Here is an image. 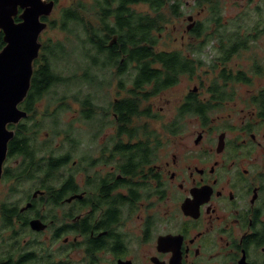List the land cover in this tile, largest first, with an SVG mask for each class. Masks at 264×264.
<instances>
[{
  "label": "flooded vegetation",
  "instance_id": "af4514ba",
  "mask_svg": "<svg viewBox=\"0 0 264 264\" xmlns=\"http://www.w3.org/2000/svg\"><path fill=\"white\" fill-rule=\"evenodd\" d=\"M253 2L264 15V0ZM187 19L178 47L158 50L154 42V51L188 65L164 88L150 77L141 89L147 93L135 95L133 79L146 73L108 64L97 72L100 91L94 81L88 85L85 112L67 130L54 120L44 137L39 102L49 90L24 105L28 92L20 104L27 115L8 124L14 137L0 175L8 187L0 200V264H264V114L257 102L264 57L249 56L252 71L231 66L236 56L254 53L264 25L239 33L222 30L225 23L206 29L193 14ZM211 44L215 69L203 71ZM132 73L128 87L122 78ZM184 80L194 85L174 102L166 99L176 112L157 124V96ZM125 100L138 102L127 125L118 112ZM225 108L237 114L210 118ZM186 118L198 124L191 134ZM16 136L24 148L12 154Z\"/></svg>",
  "mask_w": 264,
  "mask_h": 264
},
{
  "label": "trees",
  "instance_id": "16d2710c",
  "mask_svg": "<svg viewBox=\"0 0 264 264\" xmlns=\"http://www.w3.org/2000/svg\"><path fill=\"white\" fill-rule=\"evenodd\" d=\"M59 0H56V3ZM171 0H95L89 5L83 0H72L71 5L61 9L58 19L44 17L43 20L49 21L50 25L61 26L63 30H72L70 25L74 24L81 28L85 37L81 40L83 46L80 47L82 56L89 62V66L83 69V73L78 77L79 81H84L91 86V81L96 84L98 71L108 64L119 65V70H139L142 74L134 78L135 95H142L141 89L144 81L150 77L156 81L157 88H164L176 80V73L186 69L187 63L177 55H168L166 52H156L153 50L154 42L159 39L156 32H160L167 16L165 10L171 8L173 14H179V4L169 5ZM219 0H199L198 5L203 3L208 5L212 17L216 24L224 23L219 13ZM144 3L149 6V12H138L134 5ZM93 16V18H92ZM213 18V20H214ZM16 20H19L17 17ZM70 28V29H69ZM227 31L225 27L223 29ZM236 32H239L238 30ZM3 32L0 31V51L4 47ZM117 37L115 43L110 46V41ZM80 39V36L76 34ZM86 44L91 45L87 48ZM45 46V47H44ZM43 46L41 59L36 60L38 67L32 79V87L29 90L28 98L24 105L34 104L39 100L52 86L67 81L57 74L51 67V58L59 57L64 53V46L61 43L51 45L50 48ZM47 47V48H46ZM123 58L122 64L120 60ZM154 64H157L154 66ZM93 69V70H92ZM92 70V72H91ZM92 79V80H90ZM99 91L101 83L96 84ZM95 85V87H96ZM89 93V92H88ZM91 94H86L84 99L79 96H71V99L81 105L82 113L85 107L91 103ZM65 97L61 99L64 103ZM261 113L264 114V93H261L257 100ZM123 106L118 107L121 117L129 122L130 113L137 112L138 102L136 100H125ZM70 107L68 104H61L60 108ZM133 133V132H131ZM20 131L17 135H20ZM16 140V141H15ZM16 148L23 149L24 144L16 136L11 141V153H15Z\"/></svg>",
  "mask_w": 264,
  "mask_h": 264
},
{
  "label": "rangeland",
  "instance_id": "374dc122",
  "mask_svg": "<svg viewBox=\"0 0 264 264\" xmlns=\"http://www.w3.org/2000/svg\"><path fill=\"white\" fill-rule=\"evenodd\" d=\"M89 5L94 3L95 0H83ZM188 2V5L185 4ZM199 0H182L180 2V12L179 14H173L171 8H167L165 10L167 16V22L165 26L160 32H156L159 38L158 50L163 49H174L180 45V41L182 40L183 30L186 29L187 25L190 23L187 19L188 15L193 14L198 18L200 21L209 25V27H205L209 29L215 23V16L212 17V13L208 5L205 3L202 6L198 5ZM72 0H59L58 3L55 5L54 10L52 11L49 18L51 19H58L60 11L63 7L71 5ZM183 3V4H182ZM219 13H221V17L223 22L226 25L227 32H236L237 30L239 33H248L250 30L257 28L256 25H264L262 23V19L264 17L263 12L257 13L256 11V2L249 3V0H219ZM182 5V6H181ZM134 9L138 12H149V6L144 3H139L133 6ZM204 10L197 16L198 12ZM93 18V16H92ZM214 18V20H213ZM48 27L41 33L40 41L44 42L48 48L51 45H55L57 43H61L64 46V53H60L59 57H52L51 58V67L52 69L65 78L67 81L56 84L52 86L49 91L44 95V97L40 100V113L43 116V125L44 129L41 132L42 137L46 134V131H51L53 128V121L57 120L60 125V130H67L69 126V121L74 119L75 117L79 116V111H81L80 104L71 99V96H79L80 99H84L88 91H92L89 89L87 83L84 81H79L77 76H80L83 73V69L89 66V62L80 51V47L83 46L81 40L85 37V34L82 32L81 28L72 24L70 28L72 30H63L61 26H53L49 24ZM69 28V29H70ZM224 28H222L223 30ZM76 34L80 36V39L76 37ZM260 39H256L258 42L253 44L254 53L251 52H244L232 59L231 66L234 70L243 69V70H255V63L250 62L249 56L256 58L254 54L259 56L262 55L264 57V33L260 34ZM46 47V48H47ZM87 48H91V45L86 44ZM205 58H204V65L202 70L203 71H214L213 67V60L216 58V54L214 52V48L212 44L205 48ZM260 59V58H259ZM261 60V59H260ZM235 62V63H234ZM263 66L264 69V62H258ZM254 66V67H253ZM93 70V69H92ZM91 70V72H92ZM130 71H132L130 69ZM133 76L132 74L124 75L122 80L126 82L129 87L131 83L130 77ZM207 81L205 83V88L209 85L210 78L208 76ZM125 86L127 87V85ZM194 83H190L189 80L183 82L181 86H175L170 90L164 92L161 97L158 95L157 97L162 98L163 100L157 99L156 104V112L161 114L162 118L157 122V124L162 123L165 118L169 119L170 116L175 114L176 110L172 107L169 108L170 105L166 104V99H170L171 102L179 97V95L184 91L187 87H192ZM113 88L109 90L108 96L112 99L113 97L117 96V90L119 89L118 85L114 83L112 85ZM180 87V88H179ZM180 89V90H179ZM107 92V90L105 91ZM97 94H101L100 92ZM120 95H124V92L120 93ZM65 97L64 103H62L61 99ZM99 102V100H98ZM61 104H68L70 107L60 108ZM162 108V112L159 111V108ZM222 110L218 112V110H213L209 113L210 118H215L217 114L223 113L224 115L232 113L233 116L237 114V111L229 110ZM228 110V111H227ZM82 112V111H81ZM56 113V115H53ZM191 117V116H189ZM79 118V117H78ZM59 119V120H58ZM142 119V120H141ZM138 122H145V118H141ZM197 123L193 121V118H186V122L184 124V128H186L187 133H192L197 128ZM45 134V135H43ZM63 150H66L65 147H61L60 152L62 153ZM7 184L3 180L0 182V200L4 198L7 192ZM0 233H3V230L0 225ZM5 250V246H0V251Z\"/></svg>",
  "mask_w": 264,
  "mask_h": 264
},
{
  "label": "water",
  "instance_id": "95a60500",
  "mask_svg": "<svg viewBox=\"0 0 264 264\" xmlns=\"http://www.w3.org/2000/svg\"><path fill=\"white\" fill-rule=\"evenodd\" d=\"M55 5L56 0H0V31L5 42L0 51V175L8 142L14 137L8 124L27 115L20 104L31 87L33 63L42 45L40 36L48 27L43 18L50 17ZM116 40L114 36L110 45Z\"/></svg>",
  "mask_w": 264,
  "mask_h": 264
}]
</instances>
